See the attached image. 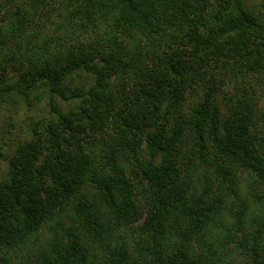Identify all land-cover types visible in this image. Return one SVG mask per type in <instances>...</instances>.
Here are the masks:
<instances>
[{
  "label": "trees",
  "instance_id": "16d2710c",
  "mask_svg": "<svg viewBox=\"0 0 264 264\" xmlns=\"http://www.w3.org/2000/svg\"><path fill=\"white\" fill-rule=\"evenodd\" d=\"M262 4L0 0V264H264Z\"/></svg>",
  "mask_w": 264,
  "mask_h": 264
},
{
  "label": "rangeland",
  "instance_id": "374dc122",
  "mask_svg": "<svg viewBox=\"0 0 264 264\" xmlns=\"http://www.w3.org/2000/svg\"><path fill=\"white\" fill-rule=\"evenodd\" d=\"M249 7L260 10L264 0H246ZM90 83L87 75L75 78L72 83L68 80L65 84L76 87ZM33 105H27L20 96L4 97L0 101V179L7 176L9 169L8 158L15 152V148L24 140L32 137L33 129H39L42 124L50 119V107L47 96L41 99L34 98ZM58 104L62 109L73 107L77 104L76 99L63 100L58 98Z\"/></svg>",
  "mask_w": 264,
  "mask_h": 264
}]
</instances>
